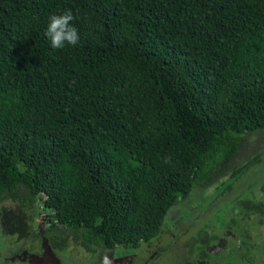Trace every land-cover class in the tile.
Returning a JSON list of instances; mask_svg holds the SVG:
<instances>
[{"label": "trees", "instance_id": "obj_1", "mask_svg": "<svg viewBox=\"0 0 264 264\" xmlns=\"http://www.w3.org/2000/svg\"><path fill=\"white\" fill-rule=\"evenodd\" d=\"M65 10L80 39L55 50ZM260 130L264 0H0V204L29 223L41 195L48 232L150 244Z\"/></svg>", "mask_w": 264, "mask_h": 264}, {"label": "rangeland", "instance_id": "obj_2", "mask_svg": "<svg viewBox=\"0 0 264 264\" xmlns=\"http://www.w3.org/2000/svg\"><path fill=\"white\" fill-rule=\"evenodd\" d=\"M257 157L260 158V162H263V164H255L253 162ZM246 166L250 167L245 170ZM241 174L242 176H239ZM263 187L264 130H260L252 135H246L241 140L235 156L213 175L208 185L204 187L196 185L186 198H178L176 200L175 205L167 214L161 234L173 233V236L168 237L173 238L176 236V239L173 238L171 244L176 243L175 240L177 241L178 238L180 239V236L185 235V237L188 238L187 245L189 246L191 245L195 233L199 231L198 228L201 227V223L202 229L206 228V225H210L212 220H216V218L221 216L212 227L214 234L227 222L229 214L234 213L235 209L238 210V203L236 202L245 201V204L248 203L246 205L248 220L240 221L242 225L238 224L233 226L232 231L236 239L232 241L234 242L240 239L242 241L241 245L246 244V246L249 247L247 249V255L243 247H241L239 250L240 253H230L224 260L230 264H248L247 261H239V259L249 256V264H264V257H261L262 255L260 254L264 249H259V247H264ZM233 198L234 201L230 204ZM43 199L41 195L36 197L33 223L39 226L43 225L46 221V210L42 208ZM243 202L239 204L240 207L245 205ZM223 208L225 209L223 210ZM0 210L2 212L0 218V264H4L6 259V248L12 243L18 242L20 239L28 238L27 236L31 234L32 228L28 222L31 211L27 210L17 200L15 201L12 199L4 200L0 204ZM225 210L229 214H221V212L223 213ZM250 210L251 212L255 211L258 213H251ZM242 212L246 211L242 210L239 213V217L242 216ZM254 214H256V216ZM190 222L192 226H190L189 229L186 225ZM206 229L205 232L210 233V228ZM169 235L170 234H168V236ZM57 238V240H54V245L55 248L62 249L60 254L63 255V259L71 261V258H74L75 263H89L92 255L90 244L81 241L73 235L65 233H57ZM163 238L166 237L163 236ZM162 242H159V244L166 246L168 241L164 244H162ZM171 244L166 246V250ZM237 246L240 247V245ZM157 247L159 248V246L155 245L154 250L148 255V258L162 252L163 247L159 248V251H157ZM115 250L116 252L113 253L115 256H119L120 254H122V256H129L135 253V249L130 250L116 247ZM119 251H121V253ZM105 255L106 253L100 256V258ZM66 256L70 257L67 258ZM103 260L104 259H102V261ZM90 262H92V260ZM97 262L96 260V262H92L91 264H100Z\"/></svg>", "mask_w": 264, "mask_h": 264}, {"label": "flooded vegetation", "instance_id": "obj_3", "mask_svg": "<svg viewBox=\"0 0 264 264\" xmlns=\"http://www.w3.org/2000/svg\"><path fill=\"white\" fill-rule=\"evenodd\" d=\"M259 163L263 164V162ZM233 201L234 198L230 202V204L233 203ZM242 202H236L238 203V210L235 209L234 213L229 214L228 212H226V210L223 213L221 212V214H229V217L227 218V222L214 234L212 231V227L221 216H217L218 218H216V220H212L210 225H206V228H210V233L205 232L207 230L206 228L202 229L201 223V227L198 228L199 231L195 233L194 238H192L191 245L189 246L187 245L188 238L185 237V235L180 236V239L178 238L177 241L175 240L176 243L171 244L173 238L176 239V236L173 238H168L173 236V233H165L164 235H162L161 229L157 237L150 244L141 245L135 248L134 255L122 256V254H120L119 256H115L113 254L114 252H116L115 249H91L92 255L90 261L92 260V262H96L97 260V263L100 264H230L224 260L230 255V253H240L239 250L241 249V247H243L247 255V249L249 248L248 246H246V244L241 245L242 241L240 239L234 242L232 241L233 239H236L232 231L233 226L241 224L242 221L248 220V212L246 207L248 203L245 204L244 201L243 203L245 205L243 207H240L239 204H241ZM224 209L225 208H223V210ZM242 210L246 212H242V216L239 217V213ZM251 213L258 212L254 211ZM254 215L256 216V214ZM48 224L49 223H44L43 225L39 226L34 224L33 222L30 223V227L32 228V230L31 234L27 236L28 238L20 239L18 242L12 243L6 248V259L4 264H82L75 263L74 258H71V261L68 259H63V255L60 254V251L62 252V249H57L54 245V240L58 239L57 233L60 232H48V230L45 229L46 225ZM186 226H188V228L190 229L192 223L190 222ZM168 234L170 235L168 236ZM163 236H165L166 238H163ZM44 240H46V243L50 248V252L54 257V260H52L46 253L43 246ZM166 241H168L167 245L165 244L166 246H169V244H171L167 250L166 246L159 244V242H162V244H164ZM155 245L159 246V248L163 247L162 252L148 258V255L151 254L154 250ZM237 245H240V247H238ZM159 248L157 251H159ZM259 249H264V247H259ZM119 252L121 253V251ZM105 253L106 255L100 258V256ZM260 254L262 255L261 257H264V251H261ZM66 257L69 258L70 256ZM248 257H242V259H239V261H247V263L249 264L250 257ZM102 259L104 260L102 261ZM90 261L88 264L92 263Z\"/></svg>", "mask_w": 264, "mask_h": 264}, {"label": "clouds", "instance_id": "obj_4", "mask_svg": "<svg viewBox=\"0 0 264 264\" xmlns=\"http://www.w3.org/2000/svg\"><path fill=\"white\" fill-rule=\"evenodd\" d=\"M74 15L71 10L49 17L44 36L55 50L63 49L66 45L75 46L79 42L78 29L73 24Z\"/></svg>", "mask_w": 264, "mask_h": 264}, {"label": "water", "instance_id": "obj_5", "mask_svg": "<svg viewBox=\"0 0 264 264\" xmlns=\"http://www.w3.org/2000/svg\"><path fill=\"white\" fill-rule=\"evenodd\" d=\"M43 246H44L45 251H46V253L48 254V256H49L52 260H54V257H53V255H52L51 252H50V248H49V246H48L47 243H46V240H44V242H43ZM35 264H37V263H35Z\"/></svg>", "mask_w": 264, "mask_h": 264}]
</instances>
